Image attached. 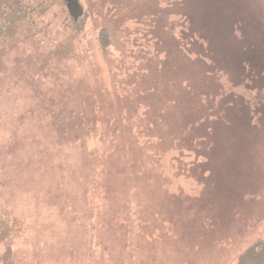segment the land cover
Wrapping results in <instances>:
<instances>
[{"label":"rangeland","instance_id":"rangeland-1","mask_svg":"<svg viewBox=\"0 0 264 264\" xmlns=\"http://www.w3.org/2000/svg\"><path fill=\"white\" fill-rule=\"evenodd\" d=\"M20 1L0 264H237L264 237V0Z\"/></svg>","mask_w":264,"mask_h":264},{"label":"trees","instance_id":"trees-1","mask_svg":"<svg viewBox=\"0 0 264 264\" xmlns=\"http://www.w3.org/2000/svg\"><path fill=\"white\" fill-rule=\"evenodd\" d=\"M27 3L25 2L22 3L20 0L19 1L18 0H0V12L7 13V15L5 16L6 19L0 21L1 27L6 28L9 24L15 21L16 16L12 15V12L19 13V16H22L23 14L22 11L23 9H26ZM100 39L103 45H107L109 43L108 34L105 29L101 30ZM154 135L145 131L146 138L154 140V141H158L159 140L158 136L154 137ZM139 149L142 154H145L144 149H141V148ZM147 151H149V154H148L149 158L153 157L154 153H156L152 149L147 150ZM155 167H157V165H155L152 169H154ZM144 169L145 167H143V172H142L143 174H145ZM146 178L148 179L149 176L147 175ZM237 264H264V237L261 240H259L256 244L250 246L247 250H245L243 254L241 255V257L239 258V261Z\"/></svg>","mask_w":264,"mask_h":264},{"label":"water","instance_id":"water-1","mask_svg":"<svg viewBox=\"0 0 264 264\" xmlns=\"http://www.w3.org/2000/svg\"><path fill=\"white\" fill-rule=\"evenodd\" d=\"M67 9L72 16V18L76 21L78 20L84 13V8L80 2V0H65Z\"/></svg>","mask_w":264,"mask_h":264}]
</instances>
